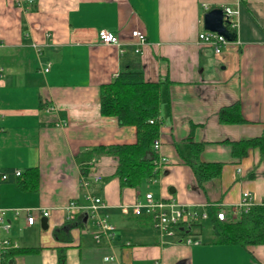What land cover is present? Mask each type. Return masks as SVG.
<instances>
[{"label":"crops","instance_id":"1","mask_svg":"<svg viewBox=\"0 0 264 264\" xmlns=\"http://www.w3.org/2000/svg\"><path fill=\"white\" fill-rule=\"evenodd\" d=\"M235 0H0V207L6 209L8 238L21 249L8 264H264V244L240 246L213 242L193 231L187 243L163 236L146 215L122 212L145 191L208 211L222 206L230 215L243 191L264 205V155L249 147L242 157L230 142L264 133V0L238 4L236 38L219 53L199 43L205 30L203 5H234ZM113 32L124 51L99 42L98 31ZM147 38L141 52L131 50L132 29ZM40 53L37 52V47ZM129 52L140 63L145 80L160 81L161 153L168 162L161 174L140 187H120L116 158L96 156L101 175L90 191L101 196L115 227L110 243L96 242L91 219L67 218L71 199L85 203L79 178L99 145L132 143L135 128L104 116L99 107L101 84L122 69ZM130 54V55H131ZM129 57V56H128ZM50 62L47 71L42 68ZM237 104L242 122H225L219 111ZM54 105L53 110L47 106ZM63 120V126L57 125ZM191 143L201 145L198 160L220 162L218 176L200 186L186 162ZM95 157V156H93ZM34 167L38 184L22 190L16 169ZM152 188V190L150 189ZM13 209H19L15 215ZM47 209L31 225L29 210ZM38 214V213H37ZM235 219L239 217L237 212ZM42 219V221H41ZM212 229V228H211ZM63 247V262L58 261ZM8 250V249H7ZM118 262L104 260L109 253Z\"/></svg>","mask_w":264,"mask_h":264},{"label":"trees","instance_id":"2","mask_svg":"<svg viewBox=\"0 0 264 264\" xmlns=\"http://www.w3.org/2000/svg\"><path fill=\"white\" fill-rule=\"evenodd\" d=\"M228 29L236 32V28L228 24ZM129 52L122 69L99 89V107L104 116H114L120 125H131L135 128V141L113 145H99L84 152L83 158L100 154L113 155L116 158L114 176L118 178L120 187L138 188L145 179L153 177L156 152L153 141L159 136L160 127V81L145 80L140 63ZM219 119L225 122H242L243 117L237 104L222 108ZM152 120V121H150ZM231 152L235 157H242L249 147H258L260 157L264 155V133L252 139L230 142ZM201 145L191 143V154L186 162L192 168L200 186L203 182L219 175L222 163L202 162L198 160ZM14 172V171H13ZM86 167H82V173ZM14 180L22 190H34L38 184V172L34 167L26 168L15 174ZM217 208L210 215L213 231V242L219 244H236L246 246L264 244V205L253 204L246 212L240 213L234 220H219ZM151 223V219L146 215ZM193 233L200 234L202 222L193 225ZM8 249V250H7ZM4 259L17 253L32 249L7 248ZM63 247L59 249L58 261L63 262Z\"/></svg>","mask_w":264,"mask_h":264},{"label":"built area","instance_id":"3","mask_svg":"<svg viewBox=\"0 0 264 264\" xmlns=\"http://www.w3.org/2000/svg\"><path fill=\"white\" fill-rule=\"evenodd\" d=\"M33 2L34 0H27ZM241 0H235L234 5H222L224 21L226 26L228 24L236 28L238 4ZM206 11L210 9L207 5H203ZM130 36L133 40L130 42L131 50L134 54L141 52L142 47L147 43V38L139 29L135 28L130 31ZM198 41L201 44L210 46L214 53H219L222 47L230 43L223 35L218 34L214 31L202 30L198 33ZM99 42L105 45H115L119 47L120 52L124 51L122 48L124 43H121L113 32L106 28H101L98 31ZM37 52L40 53L39 46H36ZM50 67V62H46L42 68L43 71H47ZM48 110H53L54 105L47 106ZM160 123V117L158 118ZM152 121V120H150ZM65 122L58 120L57 125L63 126ZM1 130V127H0ZM153 149L156 152V158L154 159V178L158 174H161L165 165L167 164V158L161 153V142L159 136L153 141ZM86 172L80 174L79 184L85 189L83 197L85 203L81 204L75 199H71L66 206L67 218L69 220L75 219V216L82 215L85 218L91 219L95 226L93 238L96 242H99L101 238L106 239L109 243L115 236V227L110 222L108 214L100 212V209L104 208L105 202L101 196L90 191V185L100 181L101 175L96 170V157H92L86 163ZM15 174H20V170L16 169ZM7 175L5 173L0 174V179H5ZM252 194L249 191H243L240 200L229 207L230 215L227 216L226 209L222 206L217 208L216 217L219 220H234L235 214L240 215L242 212H246L253 205ZM122 212H131L136 215L144 214L148 215L151 219L152 228L163 236H180L187 243L191 242L189 234L193 231V225L209 217L208 211L199 208V206L184 204L176 202L172 198L164 197L162 195L155 196L151 191H145L138 198L133 200L131 203L119 205ZM14 214H19V209H13ZM38 213V214H37ZM6 209L0 207V229L8 231L10 223L5 219ZM38 215L47 216V209H35V212L29 210L26 217L25 223L31 225L34 223ZM181 227V228H180ZM17 247L15 242H11L8 238L0 239V264H8L4 261L3 254L7 248ZM104 260H114L118 262V257L114 253L105 255ZM154 264H160L155 262Z\"/></svg>","mask_w":264,"mask_h":264},{"label":"water","instance_id":"4","mask_svg":"<svg viewBox=\"0 0 264 264\" xmlns=\"http://www.w3.org/2000/svg\"><path fill=\"white\" fill-rule=\"evenodd\" d=\"M223 17L224 14L221 7L210 8L203 14V27L205 30L217 32L232 41L236 38V33L228 29Z\"/></svg>","mask_w":264,"mask_h":264},{"label":"rangeland","instance_id":"5","mask_svg":"<svg viewBox=\"0 0 264 264\" xmlns=\"http://www.w3.org/2000/svg\"><path fill=\"white\" fill-rule=\"evenodd\" d=\"M152 190V188H150ZM202 225H203V237L204 238L206 235H208L211 232V224H210V220L209 218H206L204 220L201 221ZM157 233V232H156Z\"/></svg>","mask_w":264,"mask_h":264}]
</instances>
